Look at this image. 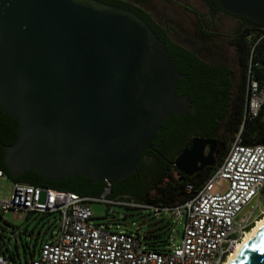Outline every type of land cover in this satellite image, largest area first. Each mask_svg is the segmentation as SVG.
Returning <instances> with one entry per match:
<instances>
[{
    "label": "water",
    "instance_id": "95a60500",
    "mask_svg": "<svg viewBox=\"0 0 264 264\" xmlns=\"http://www.w3.org/2000/svg\"><path fill=\"white\" fill-rule=\"evenodd\" d=\"M214 1L264 24V0ZM185 78L132 9L101 0H0V108L18 121L3 155L13 177L83 175L108 183L109 192L138 171L163 123L191 110L189 95L176 92ZM224 147L196 136L171 163L193 177L216 166ZM231 264H264V227Z\"/></svg>",
    "mask_w": 264,
    "mask_h": 264
},
{
    "label": "built area",
    "instance_id": "2783aa9c",
    "mask_svg": "<svg viewBox=\"0 0 264 264\" xmlns=\"http://www.w3.org/2000/svg\"><path fill=\"white\" fill-rule=\"evenodd\" d=\"M248 73V101L245 119L256 118L264 105V85L252 69ZM8 177L0 168V179ZM226 180V192L215 191V185ZM264 188V144L246 145L239 135L221 165L191 198L172 208L141 205L134 202L81 197L75 192L14 182L9 201L0 208L58 215V233L53 241L43 243L31 264H225L258 220L254 212L242 223L238 217ZM192 191V186H188ZM92 202L108 205L154 207L156 211L173 210L185 216V231L180 244L167 251L146 247L140 233L113 231L99 223L89 206ZM256 210V209H255ZM0 264H15L0 254Z\"/></svg>",
    "mask_w": 264,
    "mask_h": 264
},
{
    "label": "trees",
    "instance_id": "16d2710c",
    "mask_svg": "<svg viewBox=\"0 0 264 264\" xmlns=\"http://www.w3.org/2000/svg\"><path fill=\"white\" fill-rule=\"evenodd\" d=\"M113 5L132 8L141 15V8H135L140 1L130 0H101ZM214 10L213 15L225 11L217 1L209 2ZM243 21L232 38V45L237 54L242 68V76L239 81L235 71L226 64L210 65L202 61L197 51L176 44L160 26L152 24L156 35L166 43L171 56L178 63L181 71L187 74V78L178 83L177 94L189 95L192 100L191 110L184 116L173 115L163 123V131L158 133L154 141V149L163 152V147L170 143L187 144L195 136H203L218 139L225 147L214 167H207L200 174L189 177L178 169L168 166H160L152 173L148 183L145 180V172L148 168V160L141 158L138 171L125 180L118 182L108 192L109 184L103 186L96 192H91L90 187L97 185L91 179L76 175L70 179L65 178L54 182L40 177L35 172L26 173L20 177H13L4 161V146L13 144L18 134V121L12 116L5 114L0 108V168L13 182H22L38 186H48L64 191L76 192L82 196L100 198L106 193L107 199L123 202H134L141 205L154 207L172 208L184 203L191 198L203 184L208 181L213 172L224 161L235 139L241 135L246 145L263 144L264 138V105L260 115L256 118L245 119L248 93V73L251 65L255 78L264 85V24L254 22L248 18L240 17ZM192 186V191H188ZM264 192V188L262 190ZM130 206V205H127ZM133 207V206H132ZM34 213V212H30ZM40 214V213H39ZM50 215L55 213H41ZM44 238H37L33 249L30 248L32 261L38 256ZM148 245V243H145ZM40 250L37 253V246ZM153 251H165L158 249L156 245L148 248ZM16 262V253L11 249L9 243L0 241V254L7 255ZM27 253V250L25 249Z\"/></svg>",
    "mask_w": 264,
    "mask_h": 264
},
{
    "label": "rangeland",
    "instance_id": "374dc122",
    "mask_svg": "<svg viewBox=\"0 0 264 264\" xmlns=\"http://www.w3.org/2000/svg\"><path fill=\"white\" fill-rule=\"evenodd\" d=\"M182 3L205 14L207 5L204 0H184ZM149 7L153 12H160L161 17L173 22L175 32L171 33L178 41L184 38H193L196 32L195 19L185 13L176 4H170L161 0H154ZM241 25V20L233 15L222 13L211 25L209 32L211 38L202 44L209 49L210 56L231 67L235 71L236 78L240 81L242 68L238 61L236 50L231 41ZM229 182L222 180L215 185V191L226 192ZM14 194V182L9 178L0 179V201H9ZM132 204V202H129ZM96 221L108 224L113 231H126L140 233L147 248L156 245L158 249L169 250L176 244H180L185 231L186 218L177 217L173 210L156 211L154 207L127 206L125 204L108 205L105 202H92L89 204ZM256 209V210H255ZM264 210V192L262 191L249 203L238 217L242 223L254 211L253 217H259ZM59 218L57 214L44 215L37 212L30 213L27 210L4 212L0 208V241L9 243L16 253L18 264H31L32 256L30 248L35 246L36 239L44 238L53 241L58 233ZM145 223V224H143ZM27 250V253L25 252ZM40 245L37 246V253ZM11 262L15 263L7 252Z\"/></svg>",
    "mask_w": 264,
    "mask_h": 264
},
{
    "label": "flooded vegetation",
    "instance_id": "af4514ba",
    "mask_svg": "<svg viewBox=\"0 0 264 264\" xmlns=\"http://www.w3.org/2000/svg\"><path fill=\"white\" fill-rule=\"evenodd\" d=\"M130 1H140L141 3H137L135 8H141L143 10L144 18L150 25L155 24L160 26L164 31L167 32V35L170 37V39L175 42L178 45H181L183 47H186L190 50L197 51L198 57L205 61L206 63L210 65H223L225 63L221 61H216L213 57L210 56V53H208L209 49L205 47L202 43L207 40L208 38H211L212 33L208 31L210 29L211 25L214 24V22L218 19V17L222 13L233 15L243 21L240 16L234 15L232 13H229L227 11L219 12L217 15H213L212 12H214L210 1L213 0H204L207 5V12L205 14H202L201 12L197 11L196 9L182 3L184 0H161L170 4H176L179 8H181L185 13L191 15L195 19V26H196V32L195 36L190 39L184 38L181 41H176L171 36L172 32H175V28L173 27V22L170 19H166L165 17H161L160 12H153L152 9L149 7L150 3L154 0H130ZM132 9V8H129ZM134 10V9H132ZM135 11V10H134ZM137 13V12H136ZM1 115V113H0ZM161 132H164L163 129ZM196 137V136H195ZM194 138V137H193ZM192 138V139H193ZM190 147V141L187 142V144H181V143H170L163 147V152H160L159 150L151 149L148 150L149 152H146L144 155V158H146L148 161V168L145 172V180L143 182H147L150 180L152 173L159 169L160 166L166 167L168 166L171 169H175L176 166L173 165L171 162H173L184 149ZM177 169V168H176ZM182 173V172H181ZM117 184V183H116ZM116 184H114L112 187H114ZM103 186V182H98L97 185L91 186L90 190L91 192H96L99 190L100 187ZM109 190L111 192L112 190ZM90 197V196H87Z\"/></svg>",
    "mask_w": 264,
    "mask_h": 264
},
{
    "label": "bare ground",
    "instance_id": "6f19581e",
    "mask_svg": "<svg viewBox=\"0 0 264 264\" xmlns=\"http://www.w3.org/2000/svg\"><path fill=\"white\" fill-rule=\"evenodd\" d=\"M264 227V216L258 220L254 228L246 235L245 239L238 246L237 250L232 253L228 261L225 264H231L233 260L237 257L238 253L246 246V244L255 236V234Z\"/></svg>",
    "mask_w": 264,
    "mask_h": 264
}]
</instances>
